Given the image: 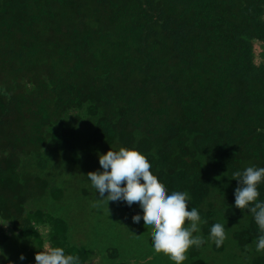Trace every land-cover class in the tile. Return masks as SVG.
<instances>
[{
  "label": "trees",
  "instance_id": "1",
  "mask_svg": "<svg viewBox=\"0 0 264 264\" xmlns=\"http://www.w3.org/2000/svg\"><path fill=\"white\" fill-rule=\"evenodd\" d=\"M121 147L198 209L206 243L184 264H264L233 179L264 167V0H0V264L47 247L79 264H173L152 231L134 247L97 227L75 239L65 201L94 195L87 174Z\"/></svg>",
  "mask_w": 264,
  "mask_h": 264
},
{
  "label": "clouds",
  "instance_id": "2",
  "mask_svg": "<svg viewBox=\"0 0 264 264\" xmlns=\"http://www.w3.org/2000/svg\"><path fill=\"white\" fill-rule=\"evenodd\" d=\"M99 165L102 171L87 174L91 186L101 197L99 200L124 202L129 207L138 204L143 214L133 215L132 222L139 225L143 221L145 228L152 231V246L156 252L168 255L173 264H184L189 248L206 243L202 236L194 235L200 231L202 221L197 208L188 210L191 202L188 193H169L139 150L127 147L118 151L111 149L99 156ZM233 179L239 184L234 193V205L254 214L259 230L254 243L257 251H264V201L257 202L260 195L258 185L264 183V167L249 166L236 172ZM253 202L255 206L249 208ZM225 239V226L215 223L208 240L220 247ZM3 255L0 249V256ZM19 259L23 261L25 257L21 255ZM35 261L36 264H79L78 257L66 254L61 247H47L35 255Z\"/></svg>",
  "mask_w": 264,
  "mask_h": 264
},
{
  "label": "rangeland",
  "instance_id": "3",
  "mask_svg": "<svg viewBox=\"0 0 264 264\" xmlns=\"http://www.w3.org/2000/svg\"><path fill=\"white\" fill-rule=\"evenodd\" d=\"M257 49L259 50V46H257ZM67 177L71 178L68 175ZM61 179L64 181L66 180V178ZM76 190L79 191V188ZM105 195H107V193ZM99 199H101V197H99V194L96 193L95 190L94 195H89L88 197L85 196L84 199L81 197H74L73 199V197L69 196L68 200L65 201L66 206L64 214H71L80 221L79 226L74 233L75 239L78 243H90V227H97V233L100 236H104L105 234L112 236V233H114L115 230L117 240L120 241L121 245L126 247H134L142 238L144 242V234L149 235L151 231H148L145 226H139L132 222V212L129 211L126 203L111 201L107 203L106 199ZM146 242L147 241L144 243ZM143 249L146 252L147 247L143 245ZM92 264H98L97 260Z\"/></svg>",
  "mask_w": 264,
  "mask_h": 264
}]
</instances>
